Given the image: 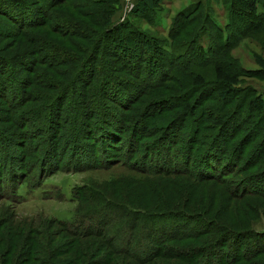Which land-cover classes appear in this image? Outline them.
<instances>
[{
	"label": "rangeland",
	"instance_id": "rangeland-1",
	"mask_svg": "<svg viewBox=\"0 0 264 264\" xmlns=\"http://www.w3.org/2000/svg\"><path fill=\"white\" fill-rule=\"evenodd\" d=\"M259 1L262 15L256 19L234 13L230 0H0V264H137L103 249L94 258L97 238L69 251L61 246L70 240L61 223L100 209L108 219L113 209L119 214L109 233L126 232L134 215L140 235L147 228L174 231L172 221L182 218L153 217L185 214V205L208 226L231 230L226 246L238 241L243 256L264 247V197L226 190L232 184L227 181L239 189H264V167L260 173L244 170L258 161L264 166V116L248 115L240 103L252 94L264 97V32L249 34L264 23ZM97 3L111 11L106 24L95 14ZM215 55L239 72L235 87L244 92L232 95L229 107L218 102ZM193 72L206 81L199 93L182 79ZM195 100L190 114L182 111ZM143 113L149 121L134 132L133 121ZM221 115L228 126L219 130ZM118 126L132 132L145 152L128 159L125 146L105 135ZM225 166L228 176L209 177ZM179 168L204 177L191 178ZM186 223L185 230L199 224ZM221 234L210 232L211 242L204 244L220 241L223 247ZM38 237L46 243L36 242ZM123 238L121 233L120 244ZM26 239L35 243L27 246ZM138 239L142 246L152 244ZM183 242L176 246L194 243ZM84 249L86 257H77ZM259 255L255 261L264 263ZM191 259L170 255L143 264Z\"/></svg>",
	"mask_w": 264,
	"mask_h": 264
},
{
	"label": "trees",
	"instance_id": "trees-1",
	"mask_svg": "<svg viewBox=\"0 0 264 264\" xmlns=\"http://www.w3.org/2000/svg\"><path fill=\"white\" fill-rule=\"evenodd\" d=\"M258 2L261 3L259 0H230L229 4H230V7L234 13L242 12V13H246L247 15H249L251 17H255L256 19H259V17L262 15L261 14L262 12L258 11ZM137 5L133 7V10L129 12L128 16H131L134 13V10L136 9ZM94 7H95V14L98 17V20L101 21V23L106 24L105 23L106 20L111 16L110 15L111 11L107 7V5L97 3V4H94ZM262 7H263V4H262ZM126 20H128V19H126ZM123 22H125V21H123ZM123 22H121L119 24H122ZM119 24H117V25H119ZM117 25L113 26L111 29L115 30V28L118 27ZM256 27L258 29L256 31L251 30L249 34H254V33H257L259 31L264 32V23L259 22L256 25ZM170 38L174 41L173 36H171ZM219 39H218V42H219ZM176 43L179 44V45H177L176 49L177 48L183 49L185 44L183 45L181 42H175L174 41V44H176ZM222 46L225 47L226 45H222ZM108 52H109V50H107V53ZM255 60L259 66H263V62L260 58L257 57ZM221 61H222V63H221ZM212 62L214 63L213 64L214 78L218 84V87L220 88L219 94H218L220 101H218V102L219 103L225 102V101L228 102L229 99L230 100L232 99V95L237 97L239 94H243L244 91L235 87V86H238V83H239V72L232 69V66L224 65L223 62H226V60H224V59L219 60L217 55H215L213 57ZM205 63H209V62L205 61ZM182 79H183L184 83L187 82L186 84L189 85L188 86L189 89L191 88L192 90H195L198 93L206 86L205 78H204L203 74H201L199 72L190 73L188 76L186 75V77L183 76ZM130 95L133 96V93H130ZM228 103L229 104L226 105L227 107H229L231 104L230 102H228ZM240 103H241V105H243L245 107V111L248 115H253L255 113H259L260 114L259 116H262V115L264 116V97L252 94L246 100H244V101L241 100ZM196 104H198L197 100H195L191 104V106L188 104H185L184 106L181 107V109H182V111L186 110V112H188V114H190L191 111L193 110V108L196 107ZM225 120H227V118H223V115H221L220 117H216L215 123H217V124H215V126H219L220 127L219 130H221L222 127L225 128V126L228 124V123L224 122ZM148 121H149V117L146 118V120H145V114L144 113L141 114V116H139L138 118H136L133 121V124H134L133 131L135 132L136 131L135 129H138L140 124L143 126L145 124V122H148ZM116 128H114L115 129L114 131L111 128L109 133L107 132V133H105V135L109 134L111 136V139H113L112 141L114 143H116L115 144L116 146H118L119 144H121L122 146L123 145L125 146V152L130 155V156H128V159L132 160V158H134L136 153L140 152L141 150H143L145 152V148L143 149L144 145L138 143L137 141L134 142L135 141L134 137L132 139V136H133L132 132L128 133V134H124L125 130L123 128H121L120 126H118ZM103 134H104V132H103ZM192 134H194V132H192ZM234 136H236V134H234ZM211 140L214 142L216 140V136L215 137L213 136V138ZM126 143H128L131 147L128 148L126 146ZM208 154H206L204 156V158H206V160L211 159ZM143 157L146 158V156H143ZM187 157H188V155H187ZM108 162L109 161L104 160V163L107 164ZM145 166H146L145 163H142L141 167L138 170L142 171V169L145 168ZM247 167H248L247 171L255 170L258 173H260V171L263 169L264 166H263L262 161H258L256 163L255 167L253 166V164H246L244 167V170ZM157 168H158V166H157ZM227 168H228V166H225L222 169L218 170L215 175L209 174V177L210 178L215 177L216 179H218L220 177L228 176L230 174L231 170L229 172H226V174H225L224 170H226ZM41 170H44V169H41ZM180 170H182L184 172V174L191 176V178H194L192 172H189L188 170H185V169H180ZM159 171H160V169H159ZM175 172H179V171H175ZM198 172L200 173L199 170H198ZM142 173H147V171H144ZM259 175L263 177L264 172H262ZM202 177H204V175H201L197 178L200 179ZM197 178H194V179H197ZM242 181H245V180H242ZM225 182H226V180H225ZM229 182L232 184H228L226 187V190L232 195L237 194V193L242 195L244 193V191H247L248 193H251L254 195H260V196L264 197V189H259V190L239 189V187L235 186L233 182L227 181V183H229ZM245 182H250V181L246 180ZM108 207H109V209L111 208V206H108ZM182 209L186 212L185 214L182 213L181 215H173V214L155 215L153 218H155V219L171 218V220L182 218L183 221H185L187 223H191L192 221L196 220L197 223H199L197 227L193 228L192 230H185V227L188 226V225L184 224L185 222L181 223L178 221H172V222H175L174 225L172 224V227L173 226L175 227L174 231H172V228L170 229L169 232H161L162 230L158 229L156 231L153 230V232H155V233H153L152 230H151V232H147L149 230V228H147V231L145 229L143 231V233L140 235L135 233V231H137V230H136V224H134V223H136L137 220L134 218V215H131L132 219L128 220V222H130V226L128 227L126 232H112V233L110 232L111 233L110 234L109 229H111V226L113 225V224H111V222H113L116 219V217H118V215H119L118 212L116 211V209H113L115 214H113L114 217H112L110 219H108L106 217V215L102 212V211L106 212V210H104V209H100L99 213H92V212L86 213L80 217H76L75 220L70 224H68V223H61L60 224V226L63 227V233L68 235V238L70 237V240L67 242L66 241L62 242L61 246H65V250L67 249L66 251H69L71 249V248L69 249V247H74V244H76L77 242H80L83 240L81 242V243H83L84 240H86V239L97 238L100 241V245L97 247V251L95 248V251L93 253V256H95L94 258H99L100 251H101V249H103V250H106L110 254L123 255L124 257L130 259L131 261H133L134 263H137V264L138 263L143 264V263L149 262V261L155 259L156 257H165L166 258V256L168 257L170 255L173 256V258L181 257L183 259H184V257L188 258V256H191L192 259L189 260V261H191V264H239V263L245 262V260H250V262H248V264H264V263L260 262L261 260H259V259H257L255 261V258L260 256L259 254H264V247L260 248L259 246H257L254 248L255 250H253L251 252L249 250L248 253H246L248 255L247 257L243 256L238 251V243H239L238 241L234 240V243L237 244L236 246H233L232 241H231L229 247L226 246V244H227L226 242H228V239H230V237H231V235H230L231 230L224 228L221 225H219V227L218 226L215 227L214 225L208 226L209 222L206 223L201 217H199V215L195 218L193 215H190L189 213H187V212H189L188 206L183 205ZM122 214L123 213H121V216H122ZM200 214L206 215L202 212H200ZM147 217L149 220L152 219L151 216H147ZM95 218H100L99 226L93 227L94 225H92V224L87 225L88 220L95 219ZM178 224H179V226H177ZM183 230H185V231H183ZM200 230H203V232H200ZM212 231L222 233L220 236H222L223 234H226V236L223 239H225V238H228V239H225L223 247L220 246V241L216 244H213V245L204 244L205 242H211L210 238L208 239V236H210V232H212ZM159 232H161V233H159ZM121 233H122V235H124L122 244H120L118 242V237L121 235ZM17 234L18 233H16V235ZM153 234H155V236ZM202 234H206V235H202ZM255 234H259V233H255ZM140 236H141V238L143 237L146 240H150L152 242V244L150 245V244L146 243L144 246H142L140 244L139 239H138ZM202 237H204L206 239L202 240L201 239ZM233 237H235V236L233 235ZM187 239L193 240V242H194L193 246L188 247V248H180V247L176 246V245H179L181 243H184L183 240H187ZM234 239H236V238H234ZM41 240L42 239L40 237H38L36 242H38L39 244H42V242H45V241H41ZM48 242H51V241L47 240V243ZM24 243H26L27 246H30L29 244H34L35 240L34 239L27 240L26 239L24 241ZM139 246H142V247H139ZM46 247L47 248L51 247V244L48 243L46 245ZM225 248H227V249H225ZM84 250L79 251L77 257H79V258L86 257V255L84 253L88 252V250H85V251ZM53 251L55 253V249H53ZM198 255H199V258H200V256H202L203 259L197 260ZM101 258L106 259L105 255L101 256ZM91 260H95V259H91ZM94 264H102V263H101V261H96V263H94Z\"/></svg>",
	"mask_w": 264,
	"mask_h": 264
}]
</instances>
